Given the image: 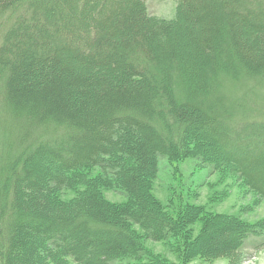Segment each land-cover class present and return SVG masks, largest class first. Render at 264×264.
<instances>
[{
    "label": "trees",
    "instance_id": "obj_1",
    "mask_svg": "<svg viewBox=\"0 0 264 264\" xmlns=\"http://www.w3.org/2000/svg\"><path fill=\"white\" fill-rule=\"evenodd\" d=\"M176 4L166 19L145 0H0V264H235L246 243L264 249V218L153 193L162 155L264 200V0ZM249 82L254 106L222 97Z\"/></svg>",
    "mask_w": 264,
    "mask_h": 264
},
{
    "label": "rangeland",
    "instance_id": "obj_2",
    "mask_svg": "<svg viewBox=\"0 0 264 264\" xmlns=\"http://www.w3.org/2000/svg\"><path fill=\"white\" fill-rule=\"evenodd\" d=\"M145 3L150 14L170 19L174 16L177 0H145ZM186 44L185 37H180L179 45L186 46ZM253 85L251 82L244 85L248 91L242 86L241 88L230 87L222 92V97L230 99L233 96L240 97L248 94L246 99H243L244 105L247 104L248 107L253 105L252 96L256 91L263 90ZM153 193L162 203L172 201L175 207L180 203L203 204L211 212L233 214L248 222H256L264 218V200L260 199L244 182L231 175L220 177L210 165H200V161L196 158L171 164L165 156H159L158 174L154 181ZM105 196L113 202L126 199L124 193L114 190H106ZM145 244L170 261H177L176 254L165 243L146 239ZM250 253L251 256L246 258ZM242 254L243 258L238 256L235 264L239 261L238 264H264V249L252 251L249 243H246ZM189 264H229V259L220 257L208 262L197 257Z\"/></svg>",
    "mask_w": 264,
    "mask_h": 264
}]
</instances>
